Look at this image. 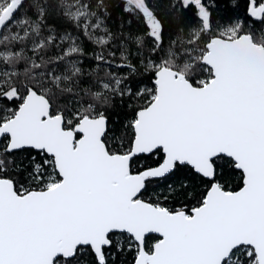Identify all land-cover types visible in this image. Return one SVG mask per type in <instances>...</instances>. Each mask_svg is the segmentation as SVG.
Returning a JSON list of instances; mask_svg holds the SVG:
<instances>
[{"label": "snow or ice", "instance_id": "obj_1", "mask_svg": "<svg viewBox=\"0 0 264 264\" xmlns=\"http://www.w3.org/2000/svg\"><path fill=\"white\" fill-rule=\"evenodd\" d=\"M0 264H264V0H0Z\"/></svg>", "mask_w": 264, "mask_h": 264}]
</instances>
